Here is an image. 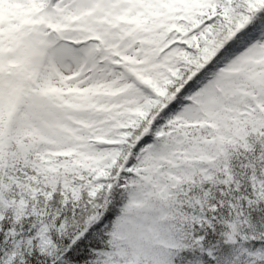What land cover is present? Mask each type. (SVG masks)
I'll return each instance as SVG.
<instances>
[{
  "label": "snow or ice",
  "instance_id": "6c2138e0",
  "mask_svg": "<svg viewBox=\"0 0 264 264\" xmlns=\"http://www.w3.org/2000/svg\"><path fill=\"white\" fill-rule=\"evenodd\" d=\"M0 264H264V0H0Z\"/></svg>",
  "mask_w": 264,
  "mask_h": 264
}]
</instances>
